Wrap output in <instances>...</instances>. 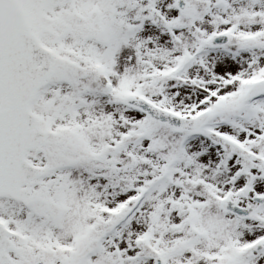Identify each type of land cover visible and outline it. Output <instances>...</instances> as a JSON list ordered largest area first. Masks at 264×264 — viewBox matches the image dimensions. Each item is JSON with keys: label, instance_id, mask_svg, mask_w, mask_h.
Wrapping results in <instances>:
<instances>
[{"label": "snow or ice", "instance_id": "1", "mask_svg": "<svg viewBox=\"0 0 264 264\" xmlns=\"http://www.w3.org/2000/svg\"><path fill=\"white\" fill-rule=\"evenodd\" d=\"M0 264H264V0H0Z\"/></svg>", "mask_w": 264, "mask_h": 264}]
</instances>
